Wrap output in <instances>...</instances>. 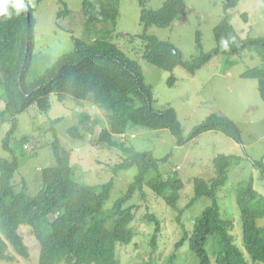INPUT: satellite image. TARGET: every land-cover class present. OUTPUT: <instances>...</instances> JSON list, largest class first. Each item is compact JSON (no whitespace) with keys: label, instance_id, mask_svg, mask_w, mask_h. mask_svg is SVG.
<instances>
[{"label":"trees","instance_id":"obj_1","mask_svg":"<svg viewBox=\"0 0 264 264\" xmlns=\"http://www.w3.org/2000/svg\"><path fill=\"white\" fill-rule=\"evenodd\" d=\"M64 1L58 0L63 5ZM138 1L141 7L139 21L144 28L140 35L144 43L142 57L163 71L173 72L181 67L193 75L217 55L240 57L248 50L255 51L264 61V37L243 39L230 22L227 11L235 8L240 0H221L224 16L213 30L215 47L190 61L183 59L173 43L146 33L150 27L164 29L179 20L187 8L185 0H165L155 10L146 8L144 0ZM23 2L26 10L19 16L10 9L13 11L10 19L0 18V101L4 106L0 111V125H8L1 144L8 158L0 161V226L3 234L0 235V261L13 259L9 247L15 255L29 258V248L19 233L22 227H28L39 245L38 264H119L116 247L128 246L134 238L131 228L135 220L134 206L126 205L134 194L144 200L148 189L164 207L176 210L177 222L198 199L211 202L194 219L190 233L182 226L183 236L176 243L175 251L186 245L198 264H212V257L215 264H249L243 251L234 243L233 221L223 217L217 196L219 189L228 183L232 163L239 162L240 157L218 155L214 158V177L209 181L193 179V196L185 208L180 209L182 180L175 174L165 178L160 172L170 155L156 158L151 152L137 151L116 138L129 131L139 132L132 128L166 130L178 146H183L203 133L218 132L241 145L238 126L229 118L212 113L185 136L173 108H155L152 88L145 83L139 64L109 40L115 32L119 0H84L81 7L84 25L95 39L92 42L73 39L71 52L28 81L32 67L34 8L27 0ZM67 11L64 9L59 15H67ZM98 25L102 28L97 29ZM196 42L200 48L199 35ZM241 78L257 80L264 102V66L245 71ZM173 82L174 79H170L169 84ZM54 96L59 101L70 98L103 110L107 114L108 127L102 124L92 144L119 149L124 158L110 168L113 176L108 182L87 185L78 180L69 154L55 138L51 143L53 163L40 170L41 187L32 196L24 189L18 191L13 183L20 165V151L13 145L18 116L33 105L43 114L48 112L52 106L50 97ZM68 133L78 141L85 137L76 128L69 129ZM252 165L264 173L263 162L252 161ZM129 169H135L136 174L128 187L110 202V207L107 203L117 183L113 177ZM236 193L243 248L251 263L264 264V197L253 188L251 179L240 183ZM146 219L154 223L150 240L154 251L161 222L155 215H147ZM209 241L213 243L211 254Z\"/></svg>","mask_w":264,"mask_h":264},{"label":"rangeland","instance_id":"obj_2","mask_svg":"<svg viewBox=\"0 0 264 264\" xmlns=\"http://www.w3.org/2000/svg\"><path fill=\"white\" fill-rule=\"evenodd\" d=\"M27 1L34 8L32 67L27 76V80L32 81L59 57L74 49L73 39L92 42L95 36L84 25L81 13L84 0H65V6L58 0ZM144 1L146 8L154 10L165 2ZM185 2L187 8L179 20L164 29L150 27L146 33L161 41L173 43L181 51L183 59L190 61L215 47L213 30L224 12L221 0ZM64 9L68 10L67 15H59ZM140 12L138 0H119L115 32L109 40L139 64L145 83L152 88L155 108H173L185 136L212 113L223 115L240 129L242 144H237L221 133L206 132L187 144L178 146L175 138L166 130L148 131L139 128H132L139 132L129 131L125 136L116 138L125 146L132 145L140 152L149 151L156 158L170 155L160 172L165 178L175 174L182 180L184 185L178 202L180 209L185 208L193 196V179L209 181L214 177V158L218 155L240 157L239 162L232 163L228 183L219 189L217 196L223 217L233 221L231 234L235 245L243 251L248 263L254 264L243 248L236 190L240 183L251 179L253 188L264 197V173L252 165V161L264 164V102L259 95L257 80L244 79L241 75L249 69L263 67L264 61L255 51L248 50L241 53L240 57L217 55L193 75L181 67L175 68L173 72L163 71L142 57L144 43L140 35L144 28L139 21ZM227 12L232 26L241 38L264 37V0H240L235 8H230ZM96 28L101 29L102 26L98 25ZM197 35L200 37V48L196 42ZM170 79H174L172 85L169 84ZM50 101L51 109L44 114L33 105L18 116L16 143H13L20 151V165L13 180L16 189H24L32 196L37 194L41 187L40 170L53 163L51 143L55 138L69 154L70 164L79 181L87 185L108 182L113 176L110 168L118 164L124 155L119 149H105L92 144L97 139L102 124L108 127L107 114L97 106L70 98L59 101L54 96L50 97ZM3 108L0 101V111ZM71 128H76L85 137L81 141L71 138L68 133ZM7 130L8 125H0V161L8 158L1 145ZM135 174V169H129L113 177L117 183L107 205L111 207L110 202L128 187ZM145 197L141 200L139 194H134L126 205L134 206L135 220L131 224L134 238L130 245L116 247L118 263L198 264L196 256L186 245L178 251H175V245L183 236L182 226L190 233L194 219L211 202L205 198L198 199L190 210H185L181 215L180 222H177L176 210L164 207L148 189ZM147 215H155L161 222L154 251L150 245L154 223L147 221ZM19 233L29 248V258L23 259L15 255L9 247L8 252L13 259L0 261V264H38L39 245L29 228L22 227ZM0 235L3 236L1 226ZM208 249L211 254L213 243H209ZM212 264H215L213 257Z\"/></svg>","mask_w":264,"mask_h":264},{"label":"clouds","instance_id":"obj_3","mask_svg":"<svg viewBox=\"0 0 264 264\" xmlns=\"http://www.w3.org/2000/svg\"><path fill=\"white\" fill-rule=\"evenodd\" d=\"M10 9L14 10L16 16H19L22 11L26 10L23 0H0V18L4 20L10 19L13 15V11H10Z\"/></svg>","mask_w":264,"mask_h":264}]
</instances>
